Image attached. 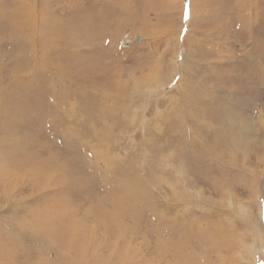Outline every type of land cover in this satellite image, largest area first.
<instances>
[{
  "label": "rangeland",
  "instance_id": "obj_1",
  "mask_svg": "<svg viewBox=\"0 0 264 264\" xmlns=\"http://www.w3.org/2000/svg\"><path fill=\"white\" fill-rule=\"evenodd\" d=\"M0 264H264V0H0Z\"/></svg>",
  "mask_w": 264,
  "mask_h": 264
},
{
  "label": "bare ground",
  "instance_id": "obj_2",
  "mask_svg": "<svg viewBox=\"0 0 264 264\" xmlns=\"http://www.w3.org/2000/svg\"><path fill=\"white\" fill-rule=\"evenodd\" d=\"M31 19V18H30ZM28 22V21H27ZM31 24V23H30ZM34 65V64H33ZM94 70V69H93ZM55 76H56V78H55V80L57 81V83H61L60 85H64V82H63V75L61 74V72L60 71H58V74H54ZM49 84H52V83H50L49 82ZM67 85V84H66ZM81 86V85H80ZM82 90V89H81ZM80 90V91H81ZM86 92V91H85ZM106 92V91H105ZM57 93V92H56ZM87 94V93H86ZM110 94V93H109ZM108 94V95H109ZM136 94V93H135ZM138 94V93H137ZM89 95V94H88ZM193 95V94H192ZM212 96H214V95H212ZM211 96V97H212ZM54 97V96H53ZM136 97V96H135ZM133 98V97H132ZM184 100V99H183ZM95 101V100H94ZM172 101V100H171ZM184 102V101H183ZM100 104V105H99ZM119 105V104H118ZM198 105V104H197ZM100 106V107H99ZM106 106V104H103V103H98L97 104V107H96V109H97V111H98V114H99V116L101 117L102 115H103V112H104V109L106 108L105 107ZM125 106H126V104H125ZM143 106V105H142ZM112 107V106H111ZM114 107V106H113ZM112 107V108H113ZM191 107V106H190ZM114 108H116V107H114ZM113 108V109H114ZM141 108V107H140ZM121 109V108H120ZM106 110V109H105ZM201 110V109H200ZM109 111V110H108ZM114 111H116V110H114ZM119 111V110H118ZM130 111V113H133V109L132 108H130L129 106H126L124 109H122V112H124L126 115H127V113ZM110 112H111V110H110ZM117 112V111H116ZM135 112V111H134ZM201 111H199V113H200ZM115 113V112H114ZM72 114V113H71ZM104 114H105V112H104ZM72 115H74V114H72ZM123 115V114H122ZM202 115V114H201ZM105 115H103L102 116V119H104L103 117H104ZM194 116H195V114H194ZM123 117L124 118H126V116L125 115H123ZM203 117V116H202ZM204 118V117H203ZM128 119V118H127ZM130 119V118H129ZM202 119V118H201ZM200 122V121H199ZM219 123V122H218ZM230 126V125H229ZM153 127V126H152ZM222 129H223V127H222ZM217 130V129H216ZM225 130V129H224ZM188 137V136H187ZM190 138V137H189ZM232 139V138H231ZM233 141V140H232ZM213 154V153H212ZM101 157V156H100ZM108 166V165H107ZM181 167V166H180ZM106 168V167H105ZM108 169H110V168H108ZM133 187V186H132ZM134 188V187H133ZM141 190V188L139 189V191Z\"/></svg>",
  "mask_w": 264,
  "mask_h": 264
}]
</instances>
